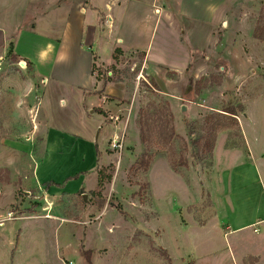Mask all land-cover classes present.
Returning a JSON list of instances; mask_svg holds the SVG:
<instances>
[{"label":"rangeland","instance_id":"rangeland-1","mask_svg":"<svg viewBox=\"0 0 264 264\" xmlns=\"http://www.w3.org/2000/svg\"><path fill=\"white\" fill-rule=\"evenodd\" d=\"M205 1L230 6L228 28L226 20L220 23L214 17L212 24L220 25L208 30L207 36ZM126 2L125 15L135 13L140 21L156 18L159 13L152 10L157 5L163 11L166 7L186 10L179 30L160 16L149 45L152 56L181 62L186 41L201 43L202 49L193 52L181 70L147 62L145 52L139 50L118 53L107 65L94 64L97 80L110 87L107 96L119 116L116 127L107 118L105 134L108 138L114 130L124 136L121 151L111 150L110 139L106 141V151L113 157L102 169L111 178L104 179L100 192L96 189L85 196L81 191L73 196L47 193L50 184L43 186L46 193L41 195L38 185L29 182L32 173L21 171L22 166L37 161L36 152L46 136L40 128L37 136L30 137L29 132L37 128L33 122L9 121V109L1 99L0 222L4 225H0V264H62V260L76 264H264L263 223L235 233H227L225 226L218 230L213 223L219 214L227 219L222 171L232 168L245 152L253 166L251 184L260 185L264 195V40L253 35L264 19V0ZM123 27L124 32L116 29L115 34L126 39L125 33H130L141 46L147 42L131 24L124 22ZM161 106L173 114L175 136L167 147L157 141L155 133L146 142L141 139V117ZM229 106L237 114L219 116ZM69 108L68 100L55 106L62 118ZM219 117L227 127L214 130L211 146L210 127ZM63 151L61 161L43 164L40 170L48 169L54 179H60L65 170L83 166L79 157ZM119 159L126 164L118 173ZM155 162L153 205L149 170ZM166 162L171 170L167 178L163 177ZM254 201L261 202L257 195Z\"/></svg>","mask_w":264,"mask_h":264},{"label":"crops","instance_id":"crops-1","mask_svg":"<svg viewBox=\"0 0 264 264\" xmlns=\"http://www.w3.org/2000/svg\"><path fill=\"white\" fill-rule=\"evenodd\" d=\"M126 1L0 0V101L3 100L9 109V121L15 118L12 123L33 122L36 125V131L29 132L31 138L39 134L40 128L46 136L42 148L36 152L37 161L34 164L29 162L21 169L32 173L29 182L38 185L41 195L51 192L73 196L81 191L85 196L86 192L95 191L98 170L113 157L106 151V141L112 137L114 130L108 138L104 130L107 131V118L117 115V111L114 110V101L107 96L111 92L109 85H102L93 72L94 64L111 63L114 49L120 48L124 53L129 50L143 51L147 62L181 70L191 60L192 53L202 49L201 43L194 45L182 40L186 49L181 62L152 56L148 50L160 16L179 30L181 27H178V22L182 21L186 10L166 7L163 11L161 7V12H164L162 15L160 12L151 21H140L134 18L135 13L125 15ZM224 6V2H202L206 13L204 20L208 23L207 36L208 30L211 32V29L220 25L212 24L214 17H218L220 23L226 20L227 28L230 25L231 19L227 14L231 9L229 5L226 8ZM152 13L157 12L153 9ZM124 22L137 29L138 36L147 42L141 46L131 38L130 33H125L126 39L115 34L116 29L124 32ZM10 55L16 60L9 59ZM20 60L27 62L26 69L18 66ZM67 100L70 104L69 114L62 118L55 106L59 102L64 105ZM111 125L116 127L113 121ZM60 139L62 143H67L61 145ZM63 148L68 149L73 157H79L83 166L72 172L65 170L66 173L60 179H54L48 169H40L43 164L51 161L56 163V159L57 162L61 161L65 156ZM26 151L31 153L32 149L28 147ZM245 156L246 152L232 168L228 170L226 166L222 171L221 179L225 181L227 196V219L219 214L217 222L213 223H216V229L225 226L227 233L264 224L263 189L257 183L251 184L253 166L250 164L251 159ZM121 161L119 159L116 165L118 173L126 164V161H122L121 165ZM156 166L155 162L149 170L153 205ZM169 173L171 170L166 162L163 177L167 178ZM74 175L78 177L69 179ZM163 177L161 180H165ZM48 184L49 188H45V192L43 186ZM254 195L259 197L260 204L254 201Z\"/></svg>","mask_w":264,"mask_h":264},{"label":"trees","instance_id":"trees-1","mask_svg":"<svg viewBox=\"0 0 264 264\" xmlns=\"http://www.w3.org/2000/svg\"><path fill=\"white\" fill-rule=\"evenodd\" d=\"M253 35L255 38L259 40H264V19L259 20L258 24L256 25ZM12 46V44H11ZM123 51L120 48H117L113 54L114 59H116L118 56V53H122ZM95 69V67H94ZM225 113H220L222 117L226 116H232L237 114L234 107H226L223 109ZM173 114L171 110L167 106H161V107H155L154 112L152 114H144L143 117L140 119V131H141V139L142 141L146 142L149 140V137L152 133H155L157 137V141L163 146L167 147L173 140L175 136V130L173 127ZM212 127H210V134H212L214 137L212 138V144L213 146L215 141V131L223 130L227 127V124L224 120H222L220 117L217 118L212 124ZM141 162L144 163L142 160ZM78 175H74L69 177V179L77 178ZM110 175L104 174V168L98 170V186L97 190L100 192V189L103 187L104 179H110Z\"/></svg>","mask_w":264,"mask_h":264},{"label":"built area","instance_id":"built-area-1","mask_svg":"<svg viewBox=\"0 0 264 264\" xmlns=\"http://www.w3.org/2000/svg\"><path fill=\"white\" fill-rule=\"evenodd\" d=\"M162 10L161 6L157 5L155 7V11L160 13ZM226 23V22H224ZM18 66L22 69H26L27 68V62L24 61V60H20L18 62ZM143 75H141L142 77ZM112 120H114L115 124L116 122L119 120V116L118 115H110V117ZM123 133H120V132H114L112 137L110 138L109 140V146H110V149L117 152V151H121L122 147H123ZM0 225H4V222L1 221L0 222ZM62 264H76L74 263L73 261H66V260H62Z\"/></svg>","mask_w":264,"mask_h":264}]
</instances>
